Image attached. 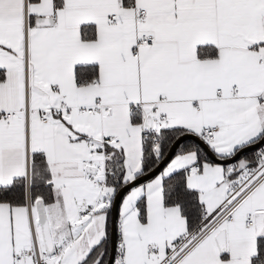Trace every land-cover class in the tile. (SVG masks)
I'll return each mask as SVG.
<instances>
[{
  "label": "snow or ice",
  "instance_id": "1",
  "mask_svg": "<svg viewBox=\"0 0 264 264\" xmlns=\"http://www.w3.org/2000/svg\"><path fill=\"white\" fill-rule=\"evenodd\" d=\"M0 264H264V0H0Z\"/></svg>",
  "mask_w": 264,
  "mask_h": 264
}]
</instances>
